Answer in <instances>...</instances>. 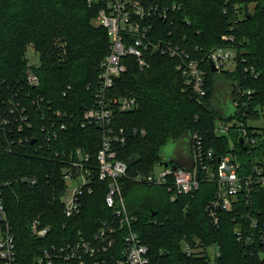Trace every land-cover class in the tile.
Masks as SVG:
<instances>
[{"label":"trees","instance_id":"1","mask_svg":"<svg viewBox=\"0 0 264 264\" xmlns=\"http://www.w3.org/2000/svg\"><path fill=\"white\" fill-rule=\"evenodd\" d=\"M249 1L257 2L258 11L244 12L239 18L243 0H182L174 19L158 21L160 36L173 38L198 59L221 43L224 33L236 34V40L227 44L247 50L241 53L246 61L235 71L214 72L203 64L206 94L201 98L185 84L177 69L178 59L168 55L152 56L150 66L143 69L136 58L127 57L128 68L111 89L112 96L133 94L138 98L134 110L116 109L111 123L126 131V143L118 147V156L129 166L127 177L121 180L123 192L129 213L137 216L134 228L148 245L152 264H264V241L257 237L246 245L235 232L240 225L246 237L264 227V187L255 186L250 195L241 192L235 209L220 213L217 226L206 212L207 203L216 194V183L201 181L194 193H179L172 200V191L166 187L140 184L132 178L138 172H152L155 164L167 160L160 151L170 140H182L193 132L202 136L204 146L212 148L217 157L233 153L241 162L242 175H248L257 163L264 166L260 162L264 158V127L259 143L251 150L241 144L237 127L232 126L228 134L216 131L218 120L247 124L264 108V0ZM99 7L90 6L87 0H0V184L8 182L1 187L21 264H47L38 261L45 250L77 243L82 236L93 238L101 221L113 215L105 202L107 183L100 181L93 193L83 195L80 213L66 216L61 201L63 166L50 159L56 150L77 147L95 156L101 146V127L81 126L79 121L84 110L95 104L93 87L99 83L102 58L110 51L107 28L92 23ZM30 43L40 55L39 64L27 65ZM244 64L253 66L259 76L245 72ZM29 69L39 76L40 85L28 83ZM235 79L256 91L247 107L227 114L213 106V99L219 84H225L228 93L227 86ZM52 110L74 117L67 118L68 127L57 139L37 150L38 143L46 142L41 125ZM22 115H27V122ZM5 118L9 122L2 125ZM134 128L139 131L130 133ZM142 129L146 133H140ZM154 186L166 194L162 196ZM148 188L150 192L144 193ZM35 220L39 228L50 227L44 236L34 233ZM124 232L122 228L113 247L88 258V264L95 260L118 264L124 257ZM183 234L189 242L193 236L200 237L206 247L216 246L219 254L188 255L181 245Z\"/></svg>","mask_w":264,"mask_h":264},{"label":"built area","instance_id":"2","mask_svg":"<svg viewBox=\"0 0 264 264\" xmlns=\"http://www.w3.org/2000/svg\"><path fill=\"white\" fill-rule=\"evenodd\" d=\"M87 3L90 6L100 5L97 20L110 34V51L102 58L99 83L93 87L95 104L86 108L79 120L81 126L97 124L101 127V146L95 156L87 153L84 148L77 147L69 151L56 150L50 159L58 161L63 166L65 189L61 201L66 216L71 217L80 213L83 195L93 193L100 181L107 183L105 202L113 209V215L101 221L93 238L87 239L82 236L77 243L59 248L53 246L52 250H45L38 261L45 260L47 264H88V258L113 247L121 229L125 228L124 257L117 263L152 264L148 245L134 228L137 216L129 213L123 192L121 180L127 177L129 166L118 156V147L126 143V131L123 127L118 128L111 123L116 109L125 112L134 110L138 105V98L133 94L110 95L115 80L127 70V57L136 58L143 69L150 66L152 56L168 55L178 59L177 69L181 72L185 84L196 93L198 98H201L206 94L207 73L203 67L206 61L213 60L217 72H222L235 71L241 62L246 61V58L238 51L236 44H228L211 49L205 57L198 59L191 56L173 38L160 36L157 30V25L160 24L158 21H171L174 14L181 10L182 0H87ZM225 39L228 42L234 41V37L230 35H226ZM244 71L254 77L259 76V72L253 66L244 64ZM27 81L33 86L40 85L39 76L30 69L27 71ZM227 88L236 107L234 111L247 107L256 91L251 87L244 88L239 79H235ZM14 110L15 108H12L11 112ZM22 110L25 112V107ZM22 117L27 122V115ZM72 117L73 114L68 115L61 110H52L47 114L45 123L41 125L46 142H37L39 146L37 150L57 139L68 127L67 118ZM8 122L9 120L5 118L1 124ZM249 123L235 119L231 122L218 120L216 131L228 133L232 126L237 127L241 138L244 139V143L241 144L251 150L259 143L261 138L259 134L262 131L258 128H249L248 126H251ZM138 131L134 128L130 133L136 134ZM140 133L146 132L142 129ZM184 149L188 151L185 161L178 159L176 152L174 159L176 162L168 160V166L159 162L161 167L159 170L154 169L150 173L138 172L132 177L133 180L140 184L166 187L168 191H172V200L179 193H194L200 187L201 181L216 183V194L207 203L206 212L217 226L220 223V213L235 209L241 192L250 195L255 186L264 187L262 164H255L248 175H242L241 162L233 153L217 157L212 148L207 149L204 146L202 136L197 132L190 135L189 148ZM260 162L263 163L264 158ZM30 180L35 182L36 178ZM251 219L253 226H256L257 221L252 217ZM6 222V208L0 187V258L3 264H21L17 258L14 235L11 231H2ZM32 227L38 236H44L50 229V227L39 228L38 220L33 222ZM235 232L238 239L246 245L251 244L257 237L264 241V227L259 229L258 234L252 231L246 237L240 225L236 226ZM183 246L188 255L196 251L190 243H185ZM215 253L219 254L218 249ZM100 261L95 260L92 264H101Z\"/></svg>","mask_w":264,"mask_h":264},{"label":"rangeland","instance_id":"3","mask_svg":"<svg viewBox=\"0 0 264 264\" xmlns=\"http://www.w3.org/2000/svg\"><path fill=\"white\" fill-rule=\"evenodd\" d=\"M244 3H245V7H243V9H240L239 10V18H242L244 16V12H250L252 14L256 13L258 11V5H257V2L256 1H249V0H243ZM92 23L94 25H97V26H101V24L99 23V21L97 20V16H95L93 19H92ZM234 29V28H233ZM222 31V30H221ZM232 31V29L230 30ZM223 32V31H222ZM227 36H232L234 37V39L236 40V34L235 33H224V35H222V39L223 41L219 44L215 43L214 44V48H217L218 46L220 45H228L225 39V37ZM237 47V46H236ZM238 51H240V53L245 52L246 49L244 48H240V47H237ZM247 51V50H246ZM26 58L28 60V64L27 65H32V64H39V53L37 52V50L35 49V47L33 46V44H28L27 45V48H26ZM206 64H208L210 66V62L206 61ZM220 86L217 87V90H216V94H215V97L213 99V106H215L216 108H220L222 109L224 112H226L227 114L229 113H232L234 110H235V106L233 104V101L231 99V97L229 96V94L226 92L225 90V87L223 84H219ZM140 107V106H139ZM138 109V108H137ZM260 111V116L259 117H254V118H250L249 119V124L252 125V126H256L258 127V129H260V131H263V127H264V108H260L259 109ZM145 131V129H144ZM219 134H228V133H219ZM189 140H190V136L189 135H186L184 137V139L182 140H170L168 142V144H166L164 146V148L161 149L160 151V154L162 157L164 158H167V160H172V159H176L175 157V154L177 152V158L182 160V161H185L186 158L188 157V151L187 149L185 150L184 148H189ZM233 144H231V147H232ZM179 150V151H178ZM161 167L159 166V164H155V167L154 169L155 170H159ZM153 169V170H154ZM8 182H4L3 184H0V187L4 186V185H7ZM1 187V188H2ZM146 187V186H145ZM144 188V187H142ZM153 189H156V192L160 193L162 196H164L165 193V190L163 188H160V187H152ZM136 190H138V188H136ZM136 190H134L133 194H136L137 192H135ZM144 190V193H148L150 192L149 188L148 189H143ZM125 197H126V194H125ZM3 232L5 231H12L11 229V223L10 221L8 220V215H7V222L4 224L3 228H2ZM188 235H185L183 234L180 238L181 240V245H182V249L184 251V244L185 243H193L192 246L194 248L195 253L197 255H203L205 253H207L209 255V257H213V255L215 254V252H217V247L216 246H212V247H209L203 243L202 239L198 236H193V242H189V240L187 239Z\"/></svg>","mask_w":264,"mask_h":264},{"label":"water","instance_id":"4","mask_svg":"<svg viewBox=\"0 0 264 264\" xmlns=\"http://www.w3.org/2000/svg\"><path fill=\"white\" fill-rule=\"evenodd\" d=\"M210 67H211V70H212V71H214V72L218 71V69H217V67L215 66V63L213 62V60L210 61ZM33 142H34V141H33ZM241 143H242V144L244 143V139H243V138H241ZM137 158H138V157H137ZM160 164H163V165H165V166H168V165H169V161H168V160H164V159H162V160L160 161Z\"/></svg>","mask_w":264,"mask_h":264}]
</instances>
